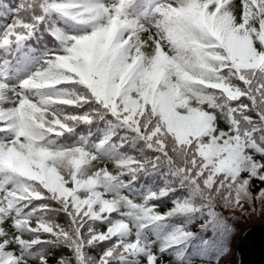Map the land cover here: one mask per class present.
<instances>
[{
    "label": "snow or ice",
    "instance_id": "snow-or-ice-1",
    "mask_svg": "<svg viewBox=\"0 0 264 264\" xmlns=\"http://www.w3.org/2000/svg\"><path fill=\"white\" fill-rule=\"evenodd\" d=\"M258 206L264 0H0V264H233Z\"/></svg>",
    "mask_w": 264,
    "mask_h": 264
},
{
    "label": "water",
    "instance_id": "water-1",
    "mask_svg": "<svg viewBox=\"0 0 264 264\" xmlns=\"http://www.w3.org/2000/svg\"><path fill=\"white\" fill-rule=\"evenodd\" d=\"M233 251V264H264V224L243 229Z\"/></svg>",
    "mask_w": 264,
    "mask_h": 264
},
{
    "label": "rangeland",
    "instance_id": "rangeland-1",
    "mask_svg": "<svg viewBox=\"0 0 264 264\" xmlns=\"http://www.w3.org/2000/svg\"><path fill=\"white\" fill-rule=\"evenodd\" d=\"M168 210V209H167ZM245 210L248 211L249 208L247 205H245ZM226 216L228 217H235L234 220L230 219V223H232L235 227V235L232 238L231 241V257L233 256V250H234V245L235 242L238 238V236L240 235L241 231L251 225H256V224H264V209H260L258 206V210L255 214H250L248 217H241L239 212H226L225 213ZM57 222L59 223H65V217L58 216L56 217ZM195 229H197L196 227L193 228L194 231H196Z\"/></svg>",
    "mask_w": 264,
    "mask_h": 264
},
{
    "label": "trees",
    "instance_id": "trees-1",
    "mask_svg": "<svg viewBox=\"0 0 264 264\" xmlns=\"http://www.w3.org/2000/svg\"><path fill=\"white\" fill-rule=\"evenodd\" d=\"M171 207V203L170 202H162L161 207L159 209V211L161 212H165L167 211V209H169ZM198 230V229H195ZM61 255V251L60 250H53V255L50 258V262H52V264H54V261L57 259V257H59ZM171 258H168L165 260V264H169ZM196 264H201V261L198 259L196 261Z\"/></svg>",
    "mask_w": 264,
    "mask_h": 264
}]
</instances>
